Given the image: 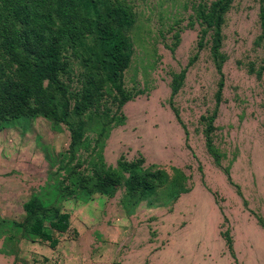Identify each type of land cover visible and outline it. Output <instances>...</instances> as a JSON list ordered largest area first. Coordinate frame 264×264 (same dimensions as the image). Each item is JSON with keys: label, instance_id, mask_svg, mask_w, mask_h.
Wrapping results in <instances>:
<instances>
[{"label": "rangeland", "instance_id": "374dc122", "mask_svg": "<svg viewBox=\"0 0 264 264\" xmlns=\"http://www.w3.org/2000/svg\"><path fill=\"white\" fill-rule=\"evenodd\" d=\"M125 1L135 14L122 73L129 101L117 111L105 92L96 108L100 115L90 114L74 154L61 122L38 115L0 124V264H264V233L255 220L264 222L260 0H232L223 15V85L210 133L219 166L204 144L202 118L212 114L218 81L206 46L171 100L179 120L168 101L170 75L196 53L190 4L215 0ZM68 66L65 82L77 89L79 62L69 59ZM118 162L163 172L167 180L127 192V173ZM95 164L116 173L112 192L102 191L107 184L96 187ZM179 187L186 192L178 193ZM31 199L47 209L43 226L53 244L24 230L22 206ZM61 213L68 215L63 233L48 227ZM219 224L234 237L235 261Z\"/></svg>", "mask_w": 264, "mask_h": 264}, {"label": "trees", "instance_id": "16d2710c", "mask_svg": "<svg viewBox=\"0 0 264 264\" xmlns=\"http://www.w3.org/2000/svg\"><path fill=\"white\" fill-rule=\"evenodd\" d=\"M231 2L215 0L204 5L192 1L188 26L196 24L198 27L196 53L182 70L170 75L168 101L175 119L179 120L171 100L198 51L207 47L218 81L212 114L202 119L205 121L204 144L216 166L219 161L210 140L211 122L223 85L221 66L225 57L220 51L221 26ZM257 18V40L261 49L257 75H264V0H260ZM134 21L132 6L125 0H0V124L38 115L61 122L69 131L68 149L74 154L81 145L86 120H90L92 112L98 114L96 108L105 92L111 93L117 111L131 99L122 87V73L130 60L129 33ZM171 38L170 51L178 42L179 32L174 31ZM69 59L77 60L81 68V73L76 75L80 84L77 89H70L65 82ZM117 167L127 173L123 181L127 192L143 182L161 184L167 180L163 172H142L133 163L118 162ZM222 173L230 184L228 172L223 170ZM115 175L112 169L95 164L96 187L107 184L103 192L113 191ZM178 191L186 192L180 187ZM178 193L173 194L172 200ZM22 209L26 214L25 232L53 244L43 226L47 209L33 199L23 204ZM255 220L264 231V222L259 217ZM67 226L66 213L57 214L48 222L49 229L60 233L65 232ZM223 237L230 252V239L226 234Z\"/></svg>", "mask_w": 264, "mask_h": 264}, {"label": "crops", "instance_id": "0c3cea01", "mask_svg": "<svg viewBox=\"0 0 264 264\" xmlns=\"http://www.w3.org/2000/svg\"><path fill=\"white\" fill-rule=\"evenodd\" d=\"M261 229V228H260ZM218 230H219V236L222 238V240H223V243H224V247H225V249H226V251H227V253L229 254V256L233 259V261H235V255H234V250H233V244H234V240H233V235H232V233H231V238L229 237V239H230V244H231V251L229 252L228 251V249H227V247H226V243H225V238L223 237V234H224V232L222 233L221 232V228H220V224H219V228H218ZM263 231V230H262ZM263 233H264V231H263ZM229 236V235H228ZM3 257L4 256H1L0 255V259H3ZM1 261V260H0Z\"/></svg>", "mask_w": 264, "mask_h": 264}]
</instances>
